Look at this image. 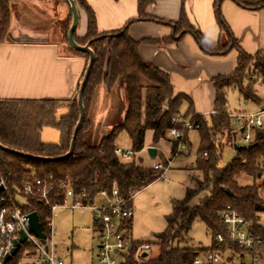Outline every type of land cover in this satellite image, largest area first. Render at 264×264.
Listing matches in <instances>:
<instances>
[{
    "label": "trees",
    "instance_id": "trees-1",
    "mask_svg": "<svg viewBox=\"0 0 264 264\" xmlns=\"http://www.w3.org/2000/svg\"><path fill=\"white\" fill-rule=\"evenodd\" d=\"M224 1L226 0L214 1V14L220 35L227 36L230 45L222 44L220 39L211 41L193 26L184 5L179 20L172 22L174 36L162 40L136 41L128 35V29L133 23H163V20L148 14L149 8L157 0H138V18L129 21L122 30L108 34L98 32L95 14L85 0H73L76 8L84 11L87 16L85 37L78 38L75 32L74 41L81 47L89 45L95 56L83 94L85 118L77 134L73 154L59 159L69 153L73 133L80 120V108L76 99L0 100V188L2 185L8 188L10 199L14 200L22 212L37 214L42 232L49 235L51 206L65 202V186L78 196L86 195V200L90 202L103 192L111 195L114 188L118 190L120 197L132 198L133 201L138 192L160 179V171L153 166L145 167L143 161L136 156L129 163L122 162L116 154L117 142L119 136L125 133L136 154L145 149L147 131L153 132L154 144L166 138L167 132L173 127L172 118L180 115V107L188 98L176 93L168 74L142 60L139 48L141 44H178L186 35H191L202 53L211 57L236 51L237 64L231 74L212 79L215 92L212 114L202 117L192 114L191 109L187 113V116H192L194 123L200 124L198 131L201 135L202 156L197 161L195 171L201 178L193 176L194 187L188 190L186 200L174 203L173 213L167 217V228L158 236L159 255L148 261L144 259L143 263L193 264L198 250L181 248L175 243L181 240L183 232L195 220L206 224L212 232L213 241L215 235L221 232L219 213L227 205H233L243 218L257 224L258 216L264 213L259 187L255 183L243 187L239 184L238 177L245 175L259 179L264 172V130L253 128L255 135L251 143L236 151V158L227 167L220 168L219 163L224 141L233 146V135H237L231 126L228 112V93L237 91L246 101L259 103L260 99L254 90L245 86V80L253 70L264 78V59L252 64L254 56L247 54L232 37L221 11ZM231 1L250 11L264 9V0ZM67 9L68 17H71L73 12L69 3ZM10 18L9 0H0V44L13 42ZM61 29L66 33L68 24ZM65 47L70 55L83 56L89 63V55L75 49L69 41ZM118 85L125 88L127 110L124 120L100 137L96 144H91L87 135L91 130L90 112L96 91L104 86L111 94ZM63 110L67 111L66 114L59 116ZM177 127L181 128L180 125ZM45 128L58 130L61 133V143H44L41 133ZM250 145L252 147L248 148ZM175 148L176 144H173L172 150ZM204 154L207 155L203 156ZM37 180H41L42 189H46L47 201L40 197L41 192L35 186ZM27 184L35 186L32 194L24 193ZM203 193L207 197L198 206L189 207L190 201ZM2 195L0 192V197ZM10 199L5 203L0 202V212L5 207L13 209ZM126 225L131 230L132 221H128ZM27 251L30 253L26 254ZM32 254L31 249L22 244L18 254L7 264H20L25 257L32 259ZM17 259L21 260L17 262ZM128 262L134 264L132 259Z\"/></svg>",
    "mask_w": 264,
    "mask_h": 264
},
{
    "label": "crops",
    "instance_id": "crops-1",
    "mask_svg": "<svg viewBox=\"0 0 264 264\" xmlns=\"http://www.w3.org/2000/svg\"><path fill=\"white\" fill-rule=\"evenodd\" d=\"M85 1L95 14L100 34L120 31L129 21L138 18V0ZM214 1L157 0L156 4L149 8L148 14L163 20V23L135 22L129 27L128 35L136 41L162 40L174 36L172 22L179 20L182 5H184L186 15L193 26L211 41L216 42L220 39L222 42L227 36L220 35L214 16ZM36 2V5L51 15L54 13L52 5H48L44 0H36ZM204 7L205 10H203ZM60 10L64 18L68 9L60 7ZM221 10L232 37L247 54L255 56L259 52H264V9L250 11L237 6L231 0H226ZM77 12L76 33L78 38H83L87 33V16L80 9H77ZM13 17L11 12L10 26L13 20L18 26L16 18ZM13 34L19 35L18 31L16 33L12 31V38ZM34 35L40 36L35 32L27 33L30 37ZM62 35L64 36L61 31ZM17 39L18 37L13 38V42L0 44V100H77L79 87L88 67L86 58L70 55L64 44L60 46L58 43H51L49 39L33 38L40 42H18ZM139 54L145 63L152 64L168 74L176 93L189 99L183 102L188 110L191 109L192 114L202 117H208L213 113L215 92L212 79L231 74L236 68L238 57L236 51H230L218 57L205 55L191 35H186L178 44H141ZM119 99L123 106L122 113L117 116L115 111L114 113L112 111L114 102ZM126 110L124 86L118 85L111 94L104 86L99 87L90 112L91 130L87 139L92 140L95 137L99 139L105 136L115 125L123 122ZM66 112L63 110L58 115H64ZM149 132L153 133L146 132L145 149ZM167 141L171 143V151H173V143L169 139ZM145 149L135 154L137 159L143 161L142 153ZM121 161L129 163L132 159H121ZM143 165L152 167V165H146L144 161ZM93 236L97 237L98 241L95 221ZM95 258L96 260L98 258V244ZM27 262L31 263V259L28 258Z\"/></svg>",
    "mask_w": 264,
    "mask_h": 264
},
{
    "label": "rangeland",
    "instance_id": "rangeland-1",
    "mask_svg": "<svg viewBox=\"0 0 264 264\" xmlns=\"http://www.w3.org/2000/svg\"><path fill=\"white\" fill-rule=\"evenodd\" d=\"M44 1L48 3V5H52L54 11L52 15L54 16L36 5V0H24L23 2L10 0V10L18 24V26H16L13 20L10 26V33H12V31L15 33L18 31L19 35L13 34V38H43L45 40L49 39L51 43H58L60 46L62 44L67 45L69 41V31L73 23V15L68 17L67 13L63 18L60 7L67 8V3L69 2L67 0ZM205 9L204 7L203 10ZM67 24L68 31L64 33L61 27ZM28 31L38 33L40 36H27ZM61 31L65 36H61ZM222 44L230 45L231 42L228 38H225V40H222ZM263 59L264 52H259V54L254 56L252 64H256ZM245 86L251 87L254 90L260 102L255 103L253 101H246L239 92L230 91L227 98L229 115H253L263 110L264 78L259 77L253 70L246 78ZM122 106L123 103L120 99L114 102V110L112 113L115 111V114L118 116L122 113ZM188 111V107L183 103L180 107L179 114L187 122H191L192 116H187ZM261 119L263 123L262 130H264V115ZM230 120L233 130L237 133V145L241 147L247 146L243 143V137L246 132L240 133L242 124L238 123L235 118H230ZM96 130L99 129L96 128ZM249 134L254 137L255 130L251 129ZM41 138L46 144L58 145L61 143V133L56 129L47 128L43 131ZM167 140L168 137L166 135L165 140H160L158 143L154 144L153 133H148L146 141L147 147L145 152L142 153V158L146 165L154 166L155 161L159 160L165 162L167 158H171L174 155L175 150L171 151L172 145ZM88 141L91 144H96L98 137L92 140L88 139ZM185 142L188 145L186 151L175 160L172 168L166 172L164 178L157 180L147 188L138 192L133 198L132 208L134 216L132 218L131 238L134 242L139 244H150L151 252L148 253V257L145 261L154 259L159 255L160 246L158 236L165 232L167 228V217L173 213L174 203L176 201L181 202L186 200L188 190L194 187L193 176L201 178L200 174L195 171L197 161L202 156L200 132L198 130L188 131ZM117 144L120 149L132 150L131 142L124 133L119 136ZM223 144L224 149L219 163L220 168L227 167L237 156L232 145L226 144V141H224ZM149 148H156L158 150L157 160L153 161L148 158L147 150ZM238 182L243 187L252 186L255 183V185L259 187L258 193L260 200L264 203V172H262L259 179L242 175L238 177ZM206 197V193L194 197L190 201L189 207L193 208L198 206ZM105 202V198L101 196L97 197L94 201L96 206L104 205ZM71 203L72 200L68 199L65 206L58 209L53 214V242L56 246V252L62 257L65 264H98L95 258L98 241L97 237L93 236V213L88 209L72 210L69 208ZM257 225L264 228V213L258 216ZM212 242L211 230L202 221L195 220L190 228L183 232L181 240L175 244L181 248L205 251L212 247ZM25 259V262L21 259H17V262L21 260L20 264H26L28 263V258L25 257ZM143 260L142 258L137 260L133 259V263L146 264L143 263ZM32 261L33 258L31 259V262Z\"/></svg>",
    "mask_w": 264,
    "mask_h": 264
},
{
    "label": "built area",
    "instance_id": "built-area-1",
    "mask_svg": "<svg viewBox=\"0 0 264 264\" xmlns=\"http://www.w3.org/2000/svg\"><path fill=\"white\" fill-rule=\"evenodd\" d=\"M264 110L259 114L229 115L235 118L244 128L243 143L248 145L252 141L249 131L253 128L262 129V116ZM173 127L167 132L168 139L176 144L174 155L167 158L165 162L155 161L153 168L162 174L160 179L164 178L175 160L187 149L185 142L186 134L190 130H199L200 124L193 121L187 122L176 115L171 120ZM180 125L181 128L177 126ZM241 128V129H242ZM185 149V150H184ZM116 154L120 159H131L135 156L132 150L116 149ZM204 154L203 156H206ZM42 181L37 180L35 186L38 192H41L42 200L47 201L46 189H42ZM27 184L24 187V193L29 195L33 193L34 187ZM3 187V195L0 202L5 203L10 199L9 190ZM66 200L63 204H54L51 206L52 218L50 220V232L43 241L33 233L29 232L28 215L22 212L10 199L13 209L7 207L0 212V264H4V258L10 254L14 248V241L20 237V232L24 231L27 235L26 244L33 252L32 264H65L64 260L57 254L56 246L53 242L54 229L52 226L53 214L64 207L67 200L71 199L69 206L72 210H91L94 215V221L98 229V264H129V260L140 259L144 253L151 252L150 244H139L131 238V230L126 223L132 221L134 211L132 208V198L123 199L118 190L114 188L112 194L101 193L98 197L105 198L104 205L96 206L94 201L86 200V195H76L69 187L65 186ZM219 224L221 232L217 233L213 239L212 247L205 251H198L193 264H264V228L253 224L243 218L233 205H227L219 213ZM27 251L26 254H29Z\"/></svg>",
    "mask_w": 264,
    "mask_h": 264
},
{
    "label": "water",
    "instance_id": "water-1",
    "mask_svg": "<svg viewBox=\"0 0 264 264\" xmlns=\"http://www.w3.org/2000/svg\"><path fill=\"white\" fill-rule=\"evenodd\" d=\"M67 1L69 2L71 9H72V12H73V23H72V26H71V29H70L69 35H68L69 42H70L71 46H73L75 49H77L83 53L88 54L90 57V60H89L88 67H87L86 73L84 75L83 81L80 85L78 99H77L78 105L80 108V120H79L78 125L75 128L74 133H73V138L71 141L69 153L66 156L59 158V159L68 158L74 152L76 137H77V134H78V132H79V130L83 124L84 118H85V111H84V107H83V94H84L85 87L88 83L90 73H91V69L93 67L94 59H95L94 53L90 49L89 45L81 47V46H78L74 41V33L76 32V28H77V24H78V12H77V8H76V5L73 2V0H67ZM17 41L18 42H40V40H35V39H31V38H26V37L18 38ZM165 111H166V109H165ZM244 131H245L244 128H242L240 130V133H244ZM233 147H234L235 151H239L242 148L241 146L237 145V143H236V134L233 135ZM251 147H252V145L248 146V148H251ZM147 153H148V156L151 160L155 161L157 159L158 150L156 148H149L147 150ZM2 191H3V187L0 188V192H2ZM227 193L230 196H232V193L229 192L228 190H227ZM28 219H29V232L33 233L38 238L45 241L46 240V234L44 232H42L41 225L39 223L37 214L36 213L29 214ZM19 234H20V237L14 241V248L11 250L10 254H8L4 258V264H7V262L10 261V259L12 257L16 256L20 250L21 245L26 242V240H27L26 233L24 231H21ZM147 257H148L147 253H144L142 255V259H146Z\"/></svg>",
    "mask_w": 264,
    "mask_h": 264
}]
</instances>
